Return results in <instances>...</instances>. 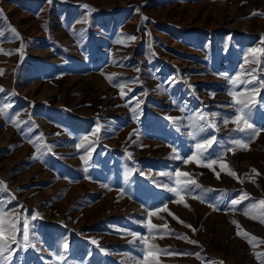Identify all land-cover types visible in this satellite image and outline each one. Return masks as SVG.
<instances>
[{"label":"rangeland","instance_id":"rangeland-1","mask_svg":"<svg viewBox=\"0 0 264 264\" xmlns=\"http://www.w3.org/2000/svg\"><path fill=\"white\" fill-rule=\"evenodd\" d=\"M253 49L264 0H0V262L261 264Z\"/></svg>","mask_w":264,"mask_h":264},{"label":"snow or ice","instance_id":"snow-or-ice-1","mask_svg":"<svg viewBox=\"0 0 264 264\" xmlns=\"http://www.w3.org/2000/svg\"><path fill=\"white\" fill-rule=\"evenodd\" d=\"M85 7H87V6H85ZM254 15H255V13H254ZM12 31L15 32V29H12ZM257 51L264 52V49H253L252 50L253 53H255ZM2 90L3 89H0V91H2ZM235 103H237V104H245V101H243V100H236ZM4 111H5L4 108H0V114H3ZM240 111H243V109H240ZM241 121H243V123L246 125V127H241L240 126V123L239 122H241ZM233 122L234 123H237V129H236V131H239V132H246L247 131V132H250L252 134H257L258 131H259L258 129L254 128L252 124L248 123V121L243 116H241L239 114L236 116V118H235V120ZM85 139H87V138H85ZM213 142H215V137H213L212 139L208 140L207 141V144L208 145H211ZM233 143L237 147L247 148V145L246 144H242L241 140H235V141H233ZM196 147L199 149L202 146L200 144H197ZM229 150L231 151V149H229ZM205 151H206V149H205ZM195 155L196 154H194L193 156H191L188 159L184 160V163L187 164L190 160H193L195 158ZM199 156L201 158H203L204 153L203 152L199 153ZM215 162H216L215 160L212 161V163H215ZM207 166H211V165H207ZM253 171H255V170L253 169ZM229 174L234 175V173H232V172H229ZM177 175L178 176H188L187 173H180V172H178ZM217 178H219V174H217ZM0 183H2V182H0ZM192 183L194 184V181H192ZM5 188H6V186H5ZM172 190L174 192H176L177 195H179V193L181 191H187L188 189L187 188H183V189H172ZM242 196H243V198H249L247 196V194H242ZM240 203H241V200L233 199L231 201V207L233 209H235V207L238 204H240ZM257 203L259 205H261V206H264V199H262V200H260L258 202H253L250 206L246 207L244 214L245 215H249L250 217L258 214L261 217V222H264V208H262V210L259 213H257V209H256V204ZM160 210H162V209H157V211H160ZM153 214L154 213H152V212L149 213L150 216L153 215ZM33 218H35V217H33ZM233 223H235V222H233ZM5 227H8L9 229H12V228L15 227V225L11 222V220L9 219V217L7 216V214L5 213L4 209L3 208H0V230L4 229ZM152 227H154V226H152ZM23 236H24V241L27 242L28 241V238H29V236H28V225H27V222H25L24 227H23ZM12 239H13V242H15V237H13ZM190 242L191 243H195L194 241H190ZM93 243H95V242H93ZM64 247L67 248L68 245L65 244ZM0 249L10 250L9 249V245L6 244V243H3V242H0ZM198 255L199 254H197V256ZM260 255L261 254H257V258L258 259H259ZM0 264H3V262H0ZM221 264H222V262H221ZM261 264H264V261H262Z\"/></svg>","mask_w":264,"mask_h":264},{"label":"bare ground","instance_id":"bare-ground-1","mask_svg":"<svg viewBox=\"0 0 264 264\" xmlns=\"http://www.w3.org/2000/svg\"><path fill=\"white\" fill-rule=\"evenodd\" d=\"M67 250H68V248H67Z\"/></svg>","mask_w":264,"mask_h":264}]
</instances>
